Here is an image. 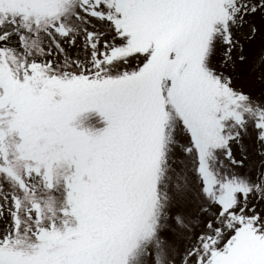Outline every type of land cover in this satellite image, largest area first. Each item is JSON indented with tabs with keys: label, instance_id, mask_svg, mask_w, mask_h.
Returning a JSON list of instances; mask_svg holds the SVG:
<instances>
[{
	"label": "snow or ice",
	"instance_id": "6c2138e0",
	"mask_svg": "<svg viewBox=\"0 0 264 264\" xmlns=\"http://www.w3.org/2000/svg\"><path fill=\"white\" fill-rule=\"evenodd\" d=\"M0 264H264V0H0Z\"/></svg>",
	"mask_w": 264,
	"mask_h": 264
}]
</instances>
